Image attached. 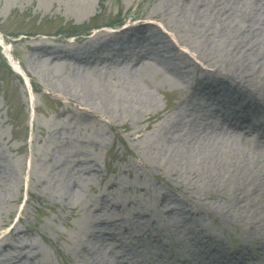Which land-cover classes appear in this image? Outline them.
<instances>
[{"label": "rangeland", "instance_id": "1", "mask_svg": "<svg viewBox=\"0 0 264 264\" xmlns=\"http://www.w3.org/2000/svg\"><path fill=\"white\" fill-rule=\"evenodd\" d=\"M247 24L264 30V0H0L30 85L0 45V264H264V192L238 201L209 164L264 162V137L188 125L224 113L192 91L245 53ZM128 26L171 52L125 57L145 50Z\"/></svg>", "mask_w": 264, "mask_h": 264}, {"label": "bare ground", "instance_id": "2", "mask_svg": "<svg viewBox=\"0 0 264 264\" xmlns=\"http://www.w3.org/2000/svg\"><path fill=\"white\" fill-rule=\"evenodd\" d=\"M238 31L240 34H252L251 39L253 42H249L251 44L245 48V53L236 60H230L228 63L229 68L224 73H221L210 82H200L197 88L192 91V94L206 96L210 100H220L222 103L220 106L224 113L220 114L219 118L215 114L217 112L210 109L205 108L209 112L207 114L196 110L194 111L196 114L189 120L188 125L194 126L200 123L207 127L219 126L224 128L228 126L231 129L235 128L238 132L245 135L250 134L253 137L263 138L264 119H258L253 115L245 116V113L246 111L264 112V51L262 50L264 47V30L260 28L253 29L251 25L247 24L245 29H238ZM119 33H130L137 37L138 40H141L139 45L135 44V47L145 50L131 51L125 55L127 58L128 56L136 57L138 63L146 57L151 58L150 55L157 52H171L170 48L173 47V43L171 44L169 40L166 42L159 32L149 31L142 27L128 26L117 32V34ZM0 45L12 70L20 76L26 77L19 63L12 56L10 47L6 46L2 39H0ZM237 45H239L238 41L235 46ZM248 54H254V57L249 59ZM175 58L180 59L179 56ZM87 59L80 58L77 61L84 62ZM92 61L96 62L95 59H88L87 63H91ZM255 92H259L257 93L259 96L254 94ZM236 99H243L241 105L237 103ZM243 105L246 106V109H244ZM211 117H213L214 122L210 120ZM228 127L225 128L229 129ZM261 158L262 156L259 154L250 158L244 157L242 153L234 151L230 156L224 158V160L212 158L209 164L211 167L214 166V179H220V174L225 175L227 178L225 182L227 184L226 187L235 190L238 201H247L251 199L250 196L253 191L258 193L264 192V162ZM225 165L230 170L223 169L222 167ZM251 201L254 202V200ZM256 206L257 210L252 218L254 220L253 229L258 233L262 232V236H264V206L260 202ZM261 243L264 244V240ZM221 257V261L225 264H239V259L245 258L240 256L232 258L228 257V255H221Z\"/></svg>", "mask_w": 264, "mask_h": 264}, {"label": "water", "instance_id": "3", "mask_svg": "<svg viewBox=\"0 0 264 264\" xmlns=\"http://www.w3.org/2000/svg\"><path fill=\"white\" fill-rule=\"evenodd\" d=\"M22 79H23L24 84H25V86L27 87V89H29L28 79H27L26 77H24V76H22ZM29 92H30V91H29Z\"/></svg>", "mask_w": 264, "mask_h": 264}]
</instances>
